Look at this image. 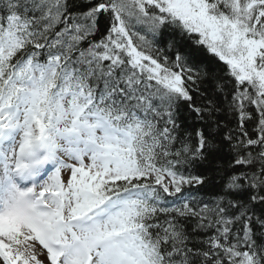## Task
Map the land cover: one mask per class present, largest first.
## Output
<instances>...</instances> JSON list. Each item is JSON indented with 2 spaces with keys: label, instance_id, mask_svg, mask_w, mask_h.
Here are the masks:
<instances>
[{
  "label": "snow or ice",
  "instance_id": "obj_1",
  "mask_svg": "<svg viewBox=\"0 0 264 264\" xmlns=\"http://www.w3.org/2000/svg\"><path fill=\"white\" fill-rule=\"evenodd\" d=\"M0 264H264V0H0Z\"/></svg>",
  "mask_w": 264,
  "mask_h": 264
}]
</instances>
